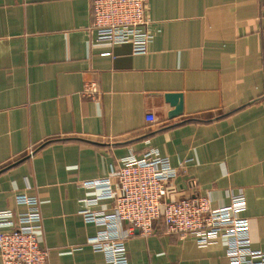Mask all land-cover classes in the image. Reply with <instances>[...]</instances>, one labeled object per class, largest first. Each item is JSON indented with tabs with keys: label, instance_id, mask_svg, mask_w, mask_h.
Masks as SVG:
<instances>
[{
	"label": "crops",
	"instance_id": "1",
	"mask_svg": "<svg viewBox=\"0 0 264 264\" xmlns=\"http://www.w3.org/2000/svg\"><path fill=\"white\" fill-rule=\"evenodd\" d=\"M146 14L153 38L134 54L95 42L90 0H0V210L26 211L18 193L39 199L46 264H111L81 211L113 200L88 203L96 192L79 185L149 149L178 169L173 197L221 207L242 192L250 247L264 252V0H147ZM125 243L128 264H228L223 238L199 246L161 221Z\"/></svg>",
	"mask_w": 264,
	"mask_h": 264
},
{
	"label": "built area",
	"instance_id": "2",
	"mask_svg": "<svg viewBox=\"0 0 264 264\" xmlns=\"http://www.w3.org/2000/svg\"><path fill=\"white\" fill-rule=\"evenodd\" d=\"M146 9L147 0H90L89 30L93 39L109 45L130 44L134 54L145 53L153 38ZM82 93L95 100L99 94L94 82H85ZM121 163L110 176L79 185L96 192L88 203L113 200L110 212L81 211L86 223L98 226L97 232L88 238L91 248L102 252L108 262L128 264L126 239L134 233L151 235L154 223L161 221L166 233L181 239L192 237L199 246L223 238L228 264H264V252L250 247L249 222L240 214L246 206L242 192L232 194L226 206L212 207L207 194L194 190L189 195L173 197L176 191L171 183L178 169L154 149L139 157H123ZM188 185L196 186L193 180ZM15 201L24 205L26 211L14 215L0 210L1 263L46 264L49 250L38 241L42 229L39 199L18 193ZM122 223L128 225L124 234L120 230Z\"/></svg>",
	"mask_w": 264,
	"mask_h": 264
},
{
	"label": "water",
	"instance_id": "3",
	"mask_svg": "<svg viewBox=\"0 0 264 264\" xmlns=\"http://www.w3.org/2000/svg\"><path fill=\"white\" fill-rule=\"evenodd\" d=\"M165 101L168 102L170 105L174 107L168 115L170 117H176L181 114L182 112V99L180 93H166L164 95Z\"/></svg>",
	"mask_w": 264,
	"mask_h": 264
}]
</instances>
